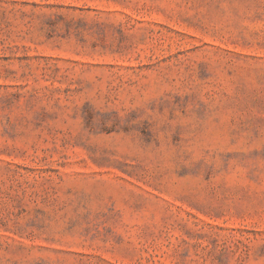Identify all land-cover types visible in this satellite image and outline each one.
<instances>
[{
  "label": "rangeland",
  "instance_id": "374dc122",
  "mask_svg": "<svg viewBox=\"0 0 264 264\" xmlns=\"http://www.w3.org/2000/svg\"><path fill=\"white\" fill-rule=\"evenodd\" d=\"M0 264H264V0H0Z\"/></svg>",
  "mask_w": 264,
  "mask_h": 264
}]
</instances>
